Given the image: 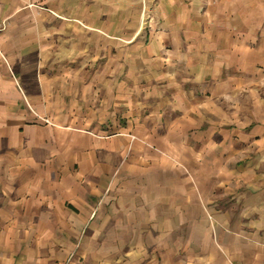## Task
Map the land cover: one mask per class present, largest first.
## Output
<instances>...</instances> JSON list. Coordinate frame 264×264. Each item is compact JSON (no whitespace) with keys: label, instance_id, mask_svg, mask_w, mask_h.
<instances>
[{"label":"crops","instance_id":"crops-1","mask_svg":"<svg viewBox=\"0 0 264 264\" xmlns=\"http://www.w3.org/2000/svg\"><path fill=\"white\" fill-rule=\"evenodd\" d=\"M0 264H264V0H0Z\"/></svg>","mask_w":264,"mask_h":264},{"label":"rangeland","instance_id":"rangeland-1","mask_svg":"<svg viewBox=\"0 0 264 264\" xmlns=\"http://www.w3.org/2000/svg\"><path fill=\"white\" fill-rule=\"evenodd\" d=\"M140 30L139 32H143V30H147L148 28H150L149 24H150V18H149V9H148V5L145 3L144 6H142V12H141V16H140Z\"/></svg>","mask_w":264,"mask_h":264}]
</instances>
